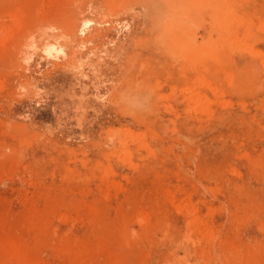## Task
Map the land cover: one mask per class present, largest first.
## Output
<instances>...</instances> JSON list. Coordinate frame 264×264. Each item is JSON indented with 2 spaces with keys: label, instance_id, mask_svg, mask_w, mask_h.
I'll list each match as a JSON object with an SVG mask.
<instances>
[{
  "label": "rangeland",
  "instance_id": "374dc122",
  "mask_svg": "<svg viewBox=\"0 0 264 264\" xmlns=\"http://www.w3.org/2000/svg\"><path fill=\"white\" fill-rule=\"evenodd\" d=\"M44 1L0 0V264H264V0Z\"/></svg>",
  "mask_w": 264,
  "mask_h": 264
},
{
  "label": "bare ground",
  "instance_id": "6f19581e",
  "mask_svg": "<svg viewBox=\"0 0 264 264\" xmlns=\"http://www.w3.org/2000/svg\"><path fill=\"white\" fill-rule=\"evenodd\" d=\"M42 1H44V0H42ZM47 1L49 2L50 0H47ZM44 3H46V0L44 1ZM22 8H26V7L23 4L20 5L19 9H18L19 12H22V10H21ZM8 16L13 21V23L15 25L21 24L22 18L20 17V15H17L16 13H9ZM4 28H6V26ZM3 32H5V31L3 30ZM107 34H108L107 31L103 32V30L98 29L97 34H94L92 37L96 40V39L102 38L105 35L107 36ZM110 36L111 35H108V37H110ZM113 39H114V37H112V40ZM126 40L127 41L119 40L117 45H116L117 47L115 49L111 50L112 56L114 58V61L110 62V69H115L118 66V64H119L118 62L123 60V52L129 50V45L131 44V41H132L131 40V36L128 35V38ZM65 42L66 43L62 44V46L65 45L69 49L71 48L70 52H71V54H73L74 51H75V49H73L74 48V43L69 41V40H66ZM181 43H182L184 48H188V47H186V46H188L187 40H183V42H181ZM69 49H67V50L69 51ZM199 55H200L199 53H195L194 54V56H193L194 63H197L199 61ZM112 96L113 95H111L109 97V99L113 100ZM202 98H203V96H202V94L199 91H195V90L192 91V94L190 96V100L191 101H194V103H196V104H201L202 103ZM186 206H187V208H186L187 211L190 210L189 211V215H190V218L192 219V222L196 225V228H197L196 230L198 231V229H200V233L201 234L203 233V234H206V235H208L210 237H213L214 236V231L209 229L207 226L203 225V222H202L201 218H199L197 216V214L194 211L195 209L191 206V204L186 203Z\"/></svg>",
  "mask_w": 264,
  "mask_h": 264
}]
</instances>
